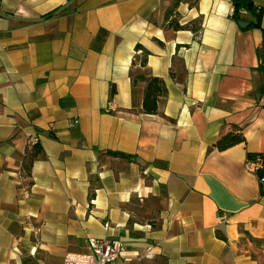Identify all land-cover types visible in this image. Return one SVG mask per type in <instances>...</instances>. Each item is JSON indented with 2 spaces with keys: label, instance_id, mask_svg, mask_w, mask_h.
I'll return each mask as SVG.
<instances>
[{
  "label": "crops",
  "instance_id": "obj_1",
  "mask_svg": "<svg viewBox=\"0 0 264 264\" xmlns=\"http://www.w3.org/2000/svg\"><path fill=\"white\" fill-rule=\"evenodd\" d=\"M170 5L0 0V264H63L88 236L123 241L115 264H264L246 162L264 154V31L231 0L181 2L200 30H174ZM149 76L166 87L156 114L141 112ZM232 130L245 141L213 147Z\"/></svg>",
  "mask_w": 264,
  "mask_h": 264
},
{
  "label": "trees",
  "instance_id": "obj_2",
  "mask_svg": "<svg viewBox=\"0 0 264 264\" xmlns=\"http://www.w3.org/2000/svg\"><path fill=\"white\" fill-rule=\"evenodd\" d=\"M198 0H171L170 7L166 10L164 14V21L166 25L173 28L174 30L178 29H190L194 32H198L200 30V20H196L194 22L180 24L178 22V11L177 7L181 2H188L190 6L196 4ZM233 9L231 17L234 21L238 23L239 20H243V12L249 14L253 21L250 23L254 27L260 28L264 31V27L261 25V17L263 10L261 8L256 7L253 0H231ZM249 24V25H250ZM136 49H141V57L139 63L142 67L146 66V58L148 51L140 44L135 46ZM139 76H132V85H136ZM145 80V86L143 90V97L141 102V112L146 114H156L158 112V98L163 96L166 93V87L164 80L156 77H142ZM114 91V88L111 89ZM245 141V137L241 131L232 130L223 135H221L213 144V147L218 150H224L230 146L241 143ZM31 151H27L22 159V169L26 175L29 176L31 165L34 159L37 157L40 148L37 145L31 147ZM112 154H119L121 156H127L124 153L111 152ZM259 161V166H257L254 170L256 177L259 183V193L260 195H264V154L260 152H250L246 153V162L256 163ZM223 236V235H221Z\"/></svg>",
  "mask_w": 264,
  "mask_h": 264
},
{
  "label": "built area",
  "instance_id": "obj_3",
  "mask_svg": "<svg viewBox=\"0 0 264 264\" xmlns=\"http://www.w3.org/2000/svg\"><path fill=\"white\" fill-rule=\"evenodd\" d=\"M28 146L32 147L37 144V138L32 136L28 139ZM256 163L248 162V169L254 171L259 166ZM106 228L109 227L108 222L104 223ZM124 251V243L118 238L102 236H88L85 240V249L81 251H67L63 257V264H115L119 257H122ZM152 254L148 250L145 257H151ZM123 260L128 261V256H123Z\"/></svg>",
  "mask_w": 264,
  "mask_h": 264
},
{
  "label": "water",
  "instance_id": "obj_4",
  "mask_svg": "<svg viewBox=\"0 0 264 264\" xmlns=\"http://www.w3.org/2000/svg\"><path fill=\"white\" fill-rule=\"evenodd\" d=\"M250 24V22L249 21H244V20H239L238 21V25L240 26V27H246V26H248Z\"/></svg>",
  "mask_w": 264,
  "mask_h": 264
}]
</instances>
